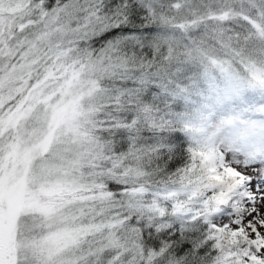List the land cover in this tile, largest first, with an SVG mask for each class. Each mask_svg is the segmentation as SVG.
<instances>
[{
    "label": "snow or ice",
    "instance_id": "snow-or-ice-1",
    "mask_svg": "<svg viewBox=\"0 0 264 264\" xmlns=\"http://www.w3.org/2000/svg\"><path fill=\"white\" fill-rule=\"evenodd\" d=\"M0 264H264V0H0Z\"/></svg>",
    "mask_w": 264,
    "mask_h": 264
}]
</instances>
